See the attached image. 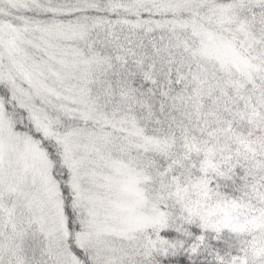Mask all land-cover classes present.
Returning a JSON list of instances; mask_svg holds the SVG:
<instances>
[{
  "label": "snow or ice",
  "instance_id": "snow-or-ice-1",
  "mask_svg": "<svg viewBox=\"0 0 264 264\" xmlns=\"http://www.w3.org/2000/svg\"><path fill=\"white\" fill-rule=\"evenodd\" d=\"M0 264H264V0H0Z\"/></svg>",
  "mask_w": 264,
  "mask_h": 264
}]
</instances>
